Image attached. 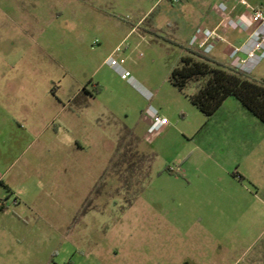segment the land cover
Segmentation results:
<instances>
[{
	"label": "rangeland",
	"instance_id": "rangeland-1",
	"mask_svg": "<svg viewBox=\"0 0 264 264\" xmlns=\"http://www.w3.org/2000/svg\"><path fill=\"white\" fill-rule=\"evenodd\" d=\"M130 2L0 0V106L26 103L39 119L43 106L78 89L93 96L90 158L76 161L69 199L67 190L36 193L41 167L30 156L39 137L30 142L19 185L26 201L17 209L11 197L0 216V264H264L262 123L241 114L234 97L207 117L190 100L194 83L180 91L169 81L206 15L227 40L211 55L229 63L233 15L218 10L220 0H189L188 9L165 0L131 31ZM118 46L149 99L106 63ZM248 76L264 80V60ZM150 107L167 120L160 129H150ZM46 112L45 124L62 122ZM75 132L61 128L56 140L84 135Z\"/></svg>",
	"mask_w": 264,
	"mask_h": 264
},
{
	"label": "crops",
	"instance_id": "crops-1",
	"mask_svg": "<svg viewBox=\"0 0 264 264\" xmlns=\"http://www.w3.org/2000/svg\"><path fill=\"white\" fill-rule=\"evenodd\" d=\"M245 1L247 4L252 6L264 3V0ZM127 2L130 1L127 0ZM164 2L165 0L131 1L130 4L134 3L132 13L137 15L136 20L130 23L132 26L131 31L135 30L142 20L148 17L156 7L161 6ZM180 5L181 7L188 9V6L190 5L189 0H181ZM228 11L233 16L248 15V8L241 0H234L230 4ZM216 19L217 17L215 14L210 16L206 15L203 18V22L198 23L193 28L190 35L194 29L200 25L209 28L215 27L218 23L216 22L218 21ZM190 35L187 37V40ZM246 35L247 33L240 30L232 32L228 35V43L239 44L243 42ZM223 46H226V43L219 44L216 48L217 52L223 48ZM213 56L221 60L220 56H217L216 54H213ZM145 89L147 90V88ZM147 91L148 93H151L149 90ZM83 92L84 95L82 94ZM92 97L93 96L90 92H88V90H86V88L78 89L73 95L66 98V103L59 100L58 103H51L47 106H43L42 109L38 111L39 119H37L38 117L34 119L32 114H28L34 111H30L33 109L26 103L20 102L21 104L12 105L11 101L7 100L4 105L0 106V108H2L0 111V216L2 218L9 215L10 207L8 206V203L11 200V197H13L12 201L15 206L14 208L17 209L22 207L23 202L26 201L25 199H22L21 196V194L25 193V190L23 191L19 187L21 186L20 183H25L28 179L27 168L29 167L30 162H28L25 157L28 155L27 148L29 147L30 142L33 141V138L39 137L40 140L38 146L39 151H36V153H33L30 156V159L38 161L37 165L41 167V174L39 175L41 183H39L38 188L36 187V193L45 191L49 194V192H51L53 193V197L56 196L57 198L60 190H67L68 199L70 198V193L73 195V190L75 188L74 179L77 171L80 170L79 168L77 169L76 161H84L87 157L90 158V155L86 150L90 146L86 129L93 121L88 113ZM226 100L223 103H225ZM236 104V107L241 114L247 116L248 118H256L254 115H251L252 113L245 109L239 101ZM44 112L50 114L56 113L55 118H60L62 116L63 120L61 123L57 124V126L51 125L50 123L45 124L46 117ZM251 120L255 123L260 122L257 118ZM262 126L263 129L261 130L264 132L263 123ZM61 128L69 133L82 128L84 135L78 137L75 132L71 135V137L62 142L56 140V136L61 131ZM45 136L46 139H44ZM120 137L121 135L118 136V140ZM45 149L52 150L45 152ZM104 158L106 162L103 168L101 166L99 174L96 175L92 184L89 183L87 188L89 193L92 191L93 186L98 182L103 171L107 168L109 159L107 154ZM43 181L45 183L42 184ZM70 182L72 183L71 187ZM61 183H67V185L61 186ZM257 192L255 194L256 198ZM48 194L44 196V198L48 197ZM37 197L39 198V196ZM86 199L87 198L83 201H87ZM259 200L263 201V199ZM15 216L18 215L14 213V217Z\"/></svg>",
	"mask_w": 264,
	"mask_h": 264
},
{
	"label": "trees",
	"instance_id": "trees-1",
	"mask_svg": "<svg viewBox=\"0 0 264 264\" xmlns=\"http://www.w3.org/2000/svg\"><path fill=\"white\" fill-rule=\"evenodd\" d=\"M169 81L180 91L194 83L190 100L207 117L228 97H234L264 124V80H255L213 55L187 47L179 65L171 71ZM168 172L175 173L171 169Z\"/></svg>",
	"mask_w": 264,
	"mask_h": 264
},
{
	"label": "built area",
	"instance_id": "built-area-1",
	"mask_svg": "<svg viewBox=\"0 0 264 264\" xmlns=\"http://www.w3.org/2000/svg\"><path fill=\"white\" fill-rule=\"evenodd\" d=\"M178 3L180 0H171ZM234 0H221L218 3V10L227 12L230 4ZM248 8V15L230 16L226 20L229 28H234L247 33L246 38L239 44L229 43L226 54L229 64L245 75H251L256 66L264 60V3L260 5H249L245 0H241ZM226 43L225 37L217 30L205 26H197L187 40V47L198 50L204 54L211 55L219 44ZM122 52V47L118 46L106 63L120 77V79L131 84L140 92L142 96L149 99L151 93L133 77L129 69L124 66V58H118L117 54ZM149 113L155 121L150 129H160L167 123L166 118H158L153 107L149 108Z\"/></svg>",
	"mask_w": 264,
	"mask_h": 264
}]
</instances>
